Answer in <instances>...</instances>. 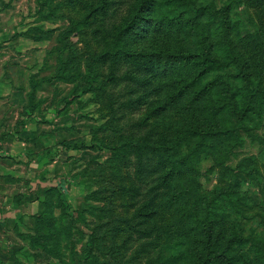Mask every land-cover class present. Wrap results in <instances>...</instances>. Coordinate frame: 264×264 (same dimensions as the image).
I'll return each mask as SVG.
<instances>
[{
	"label": "rangeland",
	"instance_id": "374dc122",
	"mask_svg": "<svg viewBox=\"0 0 264 264\" xmlns=\"http://www.w3.org/2000/svg\"><path fill=\"white\" fill-rule=\"evenodd\" d=\"M108 1L106 6L100 0H0V117L5 114L4 120H9L4 126L12 130L14 143L4 145L6 130L0 121V264H94L88 251L98 255L101 264H168L165 258L177 250L156 253L150 259L146 251L135 252L140 243L127 242L131 228L124 219L135 211L136 200L120 189L129 186L128 177L134 174L137 160L123 147L145 130H153L156 137L178 136L180 153L173 154L174 158L192 151L201 173L200 191L173 201L177 211L170 217L180 223L178 234L186 231L182 226L185 220L197 222L190 209H205V200H212L211 192L219 187L221 194L229 193L231 179L237 174L244 180L238 191L255 201L250 203L254 213H261L264 109L243 120L230 115L229 110L222 111L223 118L218 116V120L242 125L241 140L235 142L232 152H225V157L221 153L224 137L196 154V138L185 124L190 103H164L169 92L183 87L181 74L155 67L139 71L141 78L151 82L145 87L119 77H124L125 65L112 69L111 56L101 57L110 31L134 21L136 28L122 39L137 57L133 62L143 63V57L150 53H179L183 49L190 59L183 69L188 80L197 73L195 64L207 65L199 57L200 50L216 43L215 48H220L216 54L221 52L218 56L224 66L217 71L225 80L217 79L214 88L221 90L223 85L218 84L231 80L243 87L231 75L236 72L230 60L234 54L229 51L234 43L235 53L245 59L241 62H246V70L264 88V56L260 52L264 46L250 19L252 16L254 22V11L244 5L247 0H172V4L171 0ZM227 3L236 9L228 16L230 24L241 20L239 33L249 38L250 45L234 31L229 34L220 23ZM252 43L260 47L254 48ZM154 59L152 65L157 66V57ZM211 75L202 81L217 74ZM200 101L206 103L205 98ZM135 105L139 109L131 111ZM158 106L162 108L153 113ZM206 115L202 112L200 117L204 124ZM152 157L146 156L148 165ZM155 177H150L152 182ZM202 194H208L206 199L200 197ZM218 204L225 206L221 200ZM259 221L258 214V218L244 222L247 228L264 230ZM248 250L252 254V247Z\"/></svg>",
	"mask_w": 264,
	"mask_h": 264
},
{
	"label": "trees",
	"instance_id": "16d2710c",
	"mask_svg": "<svg viewBox=\"0 0 264 264\" xmlns=\"http://www.w3.org/2000/svg\"><path fill=\"white\" fill-rule=\"evenodd\" d=\"M100 1L102 4L105 3L106 6L109 3L108 0ZM176 2H179V0H176ZM169 3L172 4V0ZM244 5L254 11L252 14L255 18L254 22H256H253L252 16L250 19L257 27V34L262 38L260 45L263 47L264 0H247V2L244 1ZM234 8L232 3H227L223 7L221 14L223 20L220 23L224 24L225 30H229V34L234 31L236 36H239L242 41H245L244 43L250 45L249 38L239 33L241 20H238L237 24L232 21L233 25L228 20V16H231L236 10ZM135 25L134 21H130L126 25H121L116 27L114 31H110L106 40L107 50L101 57L108 58V56H111L109 58L113 60L112 69H115L116 66L125 65L124 77H119L142 83L145 87H149L151 82L147 78H141L139 71L147 72L155 67L157 71H159L158 69H170L169 73L178 72L181 74V80L184 82L183 87L178 91L169 92L164 103L178 105L183 100H185L186 106L190 103L185 124L187 132H191V136L196 138L195 142L197 143L193 150L197 152L196 154H201L207 150L206 147L211 148L215 142H220L224 137L221 149L222 156L225 157L226 151L232 152L235 142L241 140L242 125L235 126L236 123H232L233 121L218 120V116L222 117V111L229 110L230 115H239L243 120L245 119L244 116L252 112L260 113L264 109V88L260 86L257 80L254 81L255 78L246 70V62H241L245 59L241 53H235L234 43L230 45L229 51L234 54L231 55L230 60L231 65L236 67V72L231 75L244 85L243 87H237V84L230 79V82L225 81L226 83L218 84L223 85L220 90L214 88L217 79L223 78L217 70L224 68L218 56H221V52L218 55L216 54L220 50V48H215L218 44L210 43L207 49L200 50L203 57H199L205 60L204 62L207 65L199 67L198 64H195V72L197 73L187 80L188 75L186 77L183 69L189 65L190 59L188 55L184 54L185 50L183 49L179 53L161 51L150 53L143 57V63L141 61L133 62V59L137 57L126 49L122 44V39L125 33L136 28ZM251 46L254 48L260 47L259 45L254 46L253 43ZM260 52L263 58L264 49L263 51L260 49ZM123 56L128 58L123 59ZM155 56L157 57V66L152 65L155 62ZM119 60L120 64L117 65L116 62ZM258 61L263 64L262 59H257ZM226 65H228V62ZM214 73L217 75L212 80L202 81V78L204 79L207 74L213 75ZM259 73L262 74L261 67ZM250 88L254 89L251 90ZM237 89L246 91L237 93ZM150 91L140 94L137 100H142ZM215 97L217 102L214 101ZM203 98H205L206 103L200 101ZM161 108V106L156 107L153 113L158 112ZM138 109V105H135L131 111ZM202 112L207 114V123L205 124L200 120ZM153 132V130H145V133L142 131L138 133L137 138L127 141L125 147H123V150L133 152L130 154H135L137 160L136 167H133L134 174L128 177L129 186H127V189L122 190V187L120 189L122 193L123 191L128 192L130 200H136L133 204L135 211L127 216V219H124V223L127 222V225L131 228L127 242L140 243L135 252L146 251L149 254L147 258L152 259L156 253L177 250L176 254L165 258L168 264H240V261H243V264H264V230H260L258 227L247 228V224L244 222L247 219L258 218L259 214L258 226L264 229V204L262 208H259L261 213L252 211L253 204L250 203H255V201L238 191L244 181L243 179L240 180L242 177L239 174L234 175L231 179L232 182L229 187L232 190L229 193L223 190L224 194H221L220 190L222 188L219 187L211 192L212 200L205 198L208 194L200 195L208 202L205 209L202 210L198 206L190 209L191 216L197 222L189 220L190 218L188 221L185 220L182 226L186 231L178 234L177 228H179L180 223H177L176 220L173 221L170 217L173 216V210L177 211L173 201L176 198L181 199L190 195L192 191L199 192L200 187H197V185L200 184L201 186V183L198 184L201 173L192 160L194 155L192 151L184 157L177 158L176 155L174 158L175 153H180L178 148L181 146V140L178 136L161 134L156 137V133ZM142 133L144 134L141 135ZM146 156L148 158L153 156L151 165H148L145 161ZM148 171L152 172L151 176L146 175ZM222 175L224 178L225 171ZM152 176H156L153 182L150 178ZM218 200L224 202L225 206L219 205ZM137 202L138 206L136 205ZM154 216H156L155 220H153ZM90 242H93V239ZM248 247H252V254H250ZM87 253L89 257L93 258L94 264L96 262L101 264L98 255L93 254L91 251ZM207 256L208 258H206ZM162 258L160 256L159 259ZM131 261L130 259L129 262Z\"/></svg>",
	"mask_w": 264,
	"mask_h": 264
},
{
	"label": "crops",
	"instance_id": "0c3cea01",
	"mask_svg": "<svg viewBox=\"0 0 264 264\" xmlns=\"http://www.w3.org/2000/svg\"><path fill=\"white\" fill-rule=\"evenodd\" d=\"M11 112H9V116L11 117ZM6 118V115L5 114H3V116H1L0 117V121H1V124H2V130H6V131H4V138L2 139V141H3V143H4V145H8V146H13L14 145V143H12V136L10 135V133L12 132V130L11 129H7L6 128V126H4V123H6L7 122V125H9L8 124V121H5L4 119ZM8 134V135H7Z\"/></svg>",
	"mask_w": 264,
	"mask_h": 264
}]
</instances>
